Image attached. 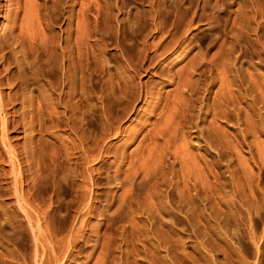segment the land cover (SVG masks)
Instances as JSON below:
<instances>
[{"label": "rangeland", "instance_id": "obj_1", "mask_svg": "<svg viewBox=\"0 0 264 264\" xmlns=\"http://www.w3.org/2000/svg\"><path fill=\"white\" fill-rule=\"evenodd\" d=\"M0 264H264V0H0Z\"/></svg>", "mask_w": 264, "mask_h": 264}]
</instances>
